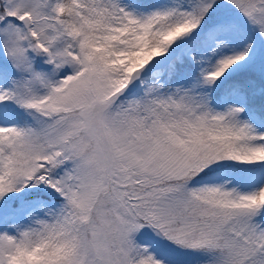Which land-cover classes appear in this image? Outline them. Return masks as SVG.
<instances>
[{
	"label": "snow or ice",
	"instance_id": "obj_1",
	"mask_svg": "<svg viewBox=\"0 0 264 264\" xmlns=\"http://www.w3.org/2000/svg\"><path fill=\"white\" fill-rule=\"evenodd\" d=\"M0 264H264V0H0Z\"/></svg>",
	"mask_w": 264,
	"mask_h": 264
}]
</instances>
